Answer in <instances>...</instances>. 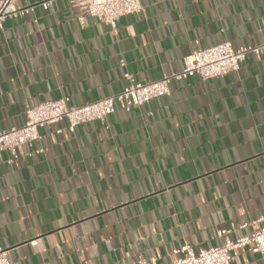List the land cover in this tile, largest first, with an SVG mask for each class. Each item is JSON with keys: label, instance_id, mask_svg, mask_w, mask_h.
<instances>
[{"label": "crops", "instance_id": "0c3cea01", "mask_svg": "<svg viewBox=\"0 0 264 264\" xmlns=\"http://www.w3.org/2000/svg\"><path fill=\"white\" fill-rule=\"evenodd\" d=\"M42 0H18L20 6ZM116 22L77 19L67 0L7 19L0 31V130L35 104L116 94L128 71L144 83L222 41L264 38V0H140ZM33 17L37 20L34 21ZM124 65L120 66V60ZM171 93L55 133L8 163L0 150V247L12 264H166L174 251L219 245L264 225V56L236 72L171 82ZM40 148L39 153H34ZM31 153V154H29ZM245 224L241 229H237ZM232 264H264L246 247Z\"/></svg>", "mask_w": 264, "mask_h": 264}, {"label": "built area", "instance_id": "2783aa9c", "mask_svg": "<svg viewBox=\"0 0 264 264\" xmlns=\"http://www.w3.org/2000/svg\"><path fill=\"white\" fill-rule=\"evenodd\" d=\"M18 0H0V31L4 28L7 19H18L25 15L32 16L35 8L46 11L54 0H42L31 5L20 6ZM69 8L76 13L81 24L87 15L97 18L107 24L115 32L116 22L124 15L136 13L140 10V0H67ZM36 21L37 18L33 17ZM264 56V38L254 44L232 46L230 41H222L210 47H199L182 57V67L176 73L165 75L158 80L147 82L138 81L132 73L123 74L125 85L116 94L76 105L69 96H61L28 107L25 119L21 125L0 130V150L9 153L8 163H12L22 155L24 146L33 148L35 142L41 138L40 130L52 127L55 124L65 123L55 128L60 134L64 129L73 132L76 127L85 122L99 121L108 126L107 117L116 110L117 102L123 104L126 112L140 106L149 100L171 93L170 83L181 82L194 76L202 80L217 78L229 72H236L242 62L249 56ZM124 65V60L119 62ZM35 148L34 153H39ZM31 154V153H29ZM241 224L237 229H241ZM236 226L218 231L217 236L223 237L219 245L194 249L189 244L182 245L174 252L179 255L175 260L166 264H232L234 251L246 247L252 253L264 254V225L259 226L249 234L232 236ZM0 264H12L7 250L0 247ZM133 264H161L154 256L149 259L139 257Z\"/></svg>", "mask_w": 264, "mask_h": 264}]
</instances>
